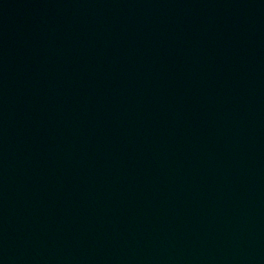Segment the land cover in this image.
<instances>
[{
	"label": "water",
	"instance_id": "obj_1",
	"mask_svg": "<svg viewBox=\"0 0 264 264\" xmlns=\"http://www.w3.org/2000/svg\"><path fill=\"white\" fill-rule=\"evenodd\" d=\"M0 264H264V0H0Z\"/></svg>",
	"mask_w": 264,
	"mask_h": 264
}]
</instances>
